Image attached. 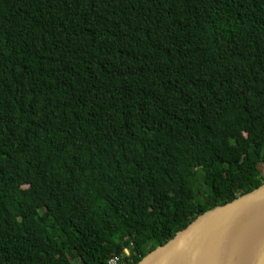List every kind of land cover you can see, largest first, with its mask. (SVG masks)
Listing matches in <instances>:
<instances>
[{
  "label": "trees",
  "instance_id": "1",
  "mask_svg": "<svg viewBox=\"0 0 264 264\" xmlns=\"http://www.w3.org/2000/svg\"><path fill=\"white\" fill-rule=\"evenodd\" d=\"M260 164L264 0H0V264H137Z\"/></svg>",
  "mask_w": 264,
  "mask_h": 264
},
{
  "label": "water",
  "instance_id": "2",
  "mask_svg": "<svg viewBox=\"0 0 264 264\" xmlns=\"http://www.w3.org/2000/svg\"><path fill=\"white\" fill-rule=\"evenodd\" d=\"M263 229L264 183L198 216L137 264H253L255 234Z\"/></svg>",
  "mask_w": 264,
  "mask_h": 264
},
{
  "label": "bare ground",
  "instance_id": "3",
  "mask_svg": "<svg viewBox=\"0 0 264 264\" xmlns=\"http://www.w3.org/2000/svg\"><path fill=\"white\" fill-rule=\"evenodd\" d=\"M255 235V242L252 250L253 264H264V242L259 241V239L261 240V237L264 236V229L258 230Z\"/></svg>",
  "mask_w": 264,
  "mask_h": 264
},
{
  "label": "built area",
  "instance_id": "4",
  "mask_svg": "<svg viewBox=\"0 0 264 264\" xmlns=\"http://www.w3.org/2000/svg\"><path fill=\"white\" fill-rule=\"evenodd\" d=\"M129 257V252L127 249L123 250L121 255H114L109 258L107 264H128V261L125 258Z\"/></svg>",
  "mask_w": 264,
  "mask_h": 264
},
{
  "label": "rangeland",
  "instance_id": "5",
  "mask_svg": "<svg viewBox=\"0 0 264 264\" xmlns=\"http://www.w3.org/2000/svg\"><path fill=\"white\" fill-rule=\"evenodd\" d=\"M258 169H259V171H260L261 176L264 177V164H260V165H258Z\"/></svg>",
  "mask_w": 264,
  "mask_h": 264
}]
</instances>
